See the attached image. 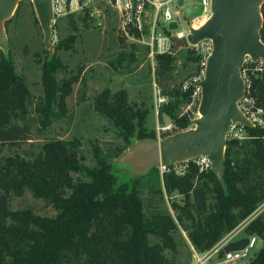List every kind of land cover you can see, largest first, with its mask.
I'll use <instances>...</instances> for the list:
<instances>
[{
  "label": "trees",
  "instance_id": "obj_1",
  "mask_svg": "<svg viewBox=\"0 0 264 264\" xmlns=\"http://www.w3.org/2000/svg\"><path fill=\"white\" fill-rule=\"evenodd\" d=\"M261 15L260 39L264 43V2ZM173 63L171 52L155 54L154 81L162 95H170L167 84ZM58 71H67V65L55 54L47 55L41 65L43 95L36 107L43 126L65 114L66 98L78 80L77 75H70L58 81ZM195 88L194 81L189 82L180 94L190 96ZM251 88L257 103L264 107V71L251 77ZM30 98L12 56L1 54L0 145L26 138ZM95 106L121 130L128 143L136 130L138 140L154 139V134L142 128V114L127 103L124 91H102ZM166 111L161 104L158 115ZM245 130L250 138L240 160L231 157L239 140H225L222 181L211 167L199 171L193 160L186 162L183 175L163 171L168 196L177 191L192 199L183 206L173 203L174 215L161 211L147 214L139 179L119 180L112 163L97 152L95 166L86 168L72 141H46L30 158L19 153L0 156V264H172L173 257L166 250L176 253L173 234L178 227L186 231L198 252L210 249L264 199L262 130L250 126ZM72 173H83L85 179H73ZM196 173L198 180L203 178L200 184L193 183ZM25 190L51 204L55 215H40L30 208L11 209L10 195H21ZM210 191L212 203L206 199ZM253 234L262 244L247 264H264V211L247 224L242 237L232 238L227 250L243 247Z\"/></svg>",
  "mask_w": 264,
  "mask_h": 264
},
{
  "label": "rangeland",
  "instance_id": "obj_2",
  "mask_svg": "<svg viewBox=\"0 0 264 264\" xmlns=\"http://www.w3.org/2000/svg\"><path fill=\"white\" fill-rule=\"evenodd\" d=\"M174 8L177 11L175 21L164 24L156 22L154 27L152 11L147 9L137 13L138 20L135 24L132 21L123 24L120 13L109 0H66L53 13L50 42L54 49L50 52L42 43L43 32L33 1L18 0L12 14L4 21L5 47L0 48V55L12 56L16 73L25 78L31 93L26 115L28 128L25 139L20 137L15 144L0 145V156L19 153L30 158L37 154L46 141H72L76 144L77 154L86 168L95 166L97 152L112 163V171L119 180L129 177L139 179L138 189L147 214L161 211L174 215L176 209L173 203L180 206L186 202L191 203V198H186L177 191L168 196L162 182L164 170H173V166L178 170H174L175 173L183 175L187 163L179 161L169 166V169L153 166L142 175L133 172L131 164L120 163L118 158L133 143L139 141L137 130L128 143L123 139L121 130L95 106L102 91L108 90L110 94L124 91L127 103L142 114V128L145 132L154 134L156 140L194 126L193 120L199 116L201 96L196 83L203 78L204 71L198 70V67L205 66L201 59L206 61L205 56L211 50V42L203 40L197 45L174 48V34L183 29L189 31L190 19L201 13L200 0H176ZM171 23H175L176 27L173 28ZM160 40L165 42L163 48H159ZM164 48L171 52L174 63L170 82L167 84L170 95L163 94L165 101L158 103L157 98L161 91L154 81L153 70L155 54L163 52ZM53 54L67 65V71L57 72V80L70 75H77L78 80L72 85L66 98L65 114L51 119L49 124L43 126L40 122L42 114L36 109L43 95L41 65L47 55ZM192 81L196 88L191 95H181L180 92L185 91L184 85L187 86ZM176 92L178 94L175 95ZM161 104H165L167 111L159 116L158 108ZM170 124L171 129H161ZM247 136L233 146L231 157L234 160H240L244 149L248 148L247 139L250 136ZM198 175H195V184L203 181V178L197 179ZM72 177L85 179L83 173H72ZM206 199L208 203L213 202L211 191L207 193ZM9 205L11 209L30 208L40 215L53 216L56 213L51 204L34 197L28 190L21 195L11 194ZM263 211L264 199L249 216L223 235L210 249L198 252L211 255L207 261H197L186 231L179 227L173 234L176 253L173 255L166 250V254L173 257L172 264H216L222 254L228 251L229 242L232 240L230 237H242L247 224ZM185 223L189 222L186 220ZM150 240L154 241V238L150 237ZM242 263L237 261L235 264Z\"/></svg>",
  "mask_w": 264,
  "mask_h": 264
},
{
  "label": "water",
  "instance_id": "obj_3",
  "mask_svg": "<svg viewBox=\"0 0 264 264\" xmlns=\"http://www.w3.org/2000/svg\"><path fill=\"white\" fill-rule=\"evenodd\" d=\"M45 48L54 49L52 34V0H32ZM131 21L137 22V0H129ZM18 0H0V48L5 47L4 21L10 17ZM264 0H210V16L198 28H190L186 36L174 37V48L211 42L206 57L200 88L199 116L193 127L162 140L146 139L133 143L118 158L128 163L133 172L146 173L153 166L164 167L173 162L205 156L222 181L225 140L232 123H245L237 107L244 91L240 66L246 54L264 60V43L260 39L261 5ZM175 28L176 24L171 23ZM256 255L254 252L250 260Z\"/></svg>",
  "mask_w": 264,
  "mask_h": 264
},
{
  "label": "built area",
  "instance_id": "obj_4",
  "mask_svg": "<svg viewBox=\"0 0 264 264\" xmlns=\"http://www.w3.org/2000/svg\"><path fill=\"white\" fill-rule=\"evenodd\" d=\"M66 0H52V8L53 13L64 4ZM115 8H117L118 12L120 13L123 24H127L131 21L130 16V1L129 0H109ZM176 0H137V13L140 10L147 9L152 11L153 14V25L156 26V22L161 24L169 23L175 21L177 11H175L174 3ZM200 7L201 13L199 15L194 16L190 19V26L191 28H195L199 25L202 20H207L210 16V0H200ZM138 20V17H137ZM188 32L187 30H182L174 34V37L181 38L185 36V33ZM163 41H159V48L164 47ZM210 48V46L208 47ZM166 51L164 48L163 52ZM209 50L207 51L206 56L209 54ZM205 56V58H206ZM203 64H205V59ZM204 70V69H203ZM264 71V60L253 59L250 55L246 54L243 58V61L240 66V73L244 81V91L241 98L237 102V107L240 110L242 116L247 120L248 124L245 123H232L230 129L227 133V137L231 139H244L247 136L245 126H250L252 128H257L262 130L261 138L264 139V107L257 103L256 97L253 95L252 88H251V77L258 73ZM196 80V79H195ZM194 80V81H195ZM186 87V84L184 85ZM158 103H163L165 98L162 94H158L157 98ZM162 130L166 131L167 129H171V124L166 125L161 128ZM226 137V138H227ZM195 164L199 167L200 170H206L210 168V163L205 156H201L197 159H193ZM187 162V161H183ZM176 162L170 163L174 165ZM169 165V166H171ZM169 166L161 167L162 169H169ZM185 168V166H184ZM172 169L177 171V168ZM262 240L259 236L253 234L248 236L246 244L237 249H231L225 251L222 256L219 258L216 264H235L237 261L243 262L242 264L248 263L250 258L253 256L254 252L261 246ZM191 249L194 251L197 261L205 259L207 261L211 255H207L206 253L200 254L198 251H195L193 246ZM204 261V262H205Z\"/></svg>",
  "mask_w": 264,
  "mask_h": 264
},
{
  "label": "bare ground",
  "instance_id": "obj_5",
  "mask_svg": "<svg viewBox=\"0 0 264 264\" xmlns=\"http://www.w3.org/2000/svg\"><path fill=\"white\" fill-rule=\"evenodd\" d=\"M206 20H203L201 23H199V25L198 26H196L195 28H198L199 26H201L202 24H204V22H205Z\"/></svg>",
  "mask_w": 264,
  "mask_h": 264
},
{
  "label": "crops",
  "instance_id": "obj_6",
  "mask_svg": "<svg viewBox=\"0 0 264 264\" xmlns=\"http://www.w3.org/2000/svg\"><path fill=\"white\" fill-rule=\"evenodd\" d=\"M236 236H234V237H230V238H235Z\"/></svg>",
  "mask_w": 264,
  "mask_h": 264
}]
</instances>
